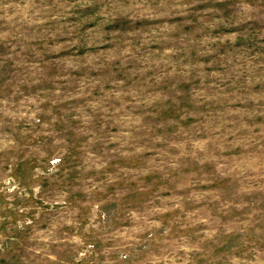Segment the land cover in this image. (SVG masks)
I'll return each instance as SVG.
<instances>
[{
	"label": "rangeland",
	"instance_id": "1",
	"mask_svg": "<svg viewBox=\"0 0 264 264\" xmlns=\"http://www.w3.org/2000/svg\"><path fill=\"white\" fill-rule=\"evenodd\" d=\"M0 264H264V0H0Z\"/></svg>",
	"mask_w": 264,
	"mask_h": 264
}]
</instances>
